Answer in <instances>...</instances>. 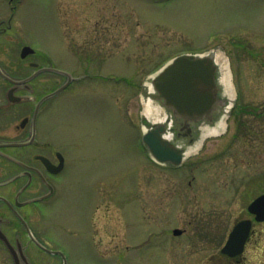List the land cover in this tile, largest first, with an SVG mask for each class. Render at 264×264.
<instances>
[{
  "label": "rangeland",
  "instance_id": "obj_1",
  "mask_svg": "<svg viewBox=\"0 0 264 264\" xmlns=\"http://www.w3.org/2000/svg\"><path fill=\"white\" fill-rule=\"evenodd\" d=\"M57 8V24L41 16L43 42L82 74L83 63L62 51L72 40L74 56L105 76L74 82L55 99L51 126L74 132L75 173L86 180L87 234L54 238L66 237L78 264H264V221L242 255L221 251L264 193V0H57ZM207 51L222 53L230 70L233 98L219 86L226 126L169 167L143 142V86L174 56ZM78 195L68 209L56 206V218L69 220ZM2 252L0 264H13Z\"/></svg>",
  "mask_w": 264,
  "mask_h": 264
},
{
  "label": "flooded vegetation",
  "instance_id": "obj_2",
  "mask_svg": "<svg viewBox=\"0 0 264 264\" xmlns=\"http://www.w3.org/2000/svg\"><path fill=\"white\" fill-rule=\"evenodd\" d=\"M44 13L53 14L57 24V0L49 9L42 0H0V250L13 264H78L62 242L66 237L58 241L52 233L84 241L81 188L86 180L75 173V134L53 130L52 110L55 99L72 83L105 74L91 71L92 63L74 56L72 40L67 47L61 42L62 51L67 50V60H80L84 73L58 62L57 46L42 40ZM83 51L89 55V47ZM220 108L212 121L199 122L175 119L164 108L172 119L171 139L184 155L217 124ZM72 192L79 195L78 204L67 210L69 220L56 218V206L68 209Z\"/></svg>",
  "mask_w": 264,
  "mask_h": 264
},
{
  "label": "water",
  "instance_id": "obj_3",
  "mask_svg": "<svg viewBox=\"0 0 264 264\" xmlns=\"http://www.w3.org/2000/svg\"><path fill=\"white\" fill-rule=\"evenodd\" d=\"M151 81L153 92L148 93L144 85L143 95L149 94L160 107L172 112L175 119L186 122L212 121L218 107L225 104L219 95L218 65L211 53L178 55L157 72ZM65 87L62 86L56 93ZM166 120L169 122L171 119L167 117ZM142 123L146 127L143 141L154 159L160 163L180 165L184 159L183 150L166 136L170 130L167 123H155L145 116L142 117ZM249 210L256 214L257 220H264V194L250 204ZM252 224L251 219L239 221L222 252L230 256L241 254ZM181 232L175 229L176 234Z\"/></svg>",
  "mask_w": 264,
  "mask_h": 264
},
{
  "label": "bare ground",
  "instance_id": "obj_4",
  "mask_svg": "<svg viewBox=\"0 0 264 264\" xmlns=\"http://www.w3.org/2000/svg\"><path fill=\"white\" fill-rule=\"evenodd\" d=\"M215 59L219 67V74H220L219 84L223 87L225 95H227V97L232 99L234 95V91H233L231 74H230L228 64L226 60H224L222 53L216 54ZM146 86H147L148 93H152L153 85H152L151 80H148L146 82ZM142 114L153 122H161V121H164L166 118V115L163 113V110L159 107L157 103H155L152 100L149 94L148 96H144ZM217 126L214 128L206 129L205 135L206 134L211 135L213 133H218L220 129L224 128L226 126L224 118L221 119L220 122H218ZM195 149L196 147H191L187 149L185 156H189L191 153L195 152Z\"/></svg>",
  "mask_w": 264,
  "mask_h": 264
}]
</instances>
